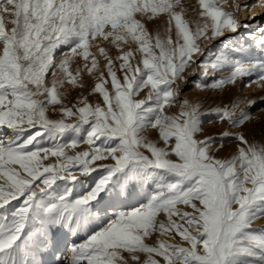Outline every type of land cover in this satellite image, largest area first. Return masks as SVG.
<instances>
[{
  "label": "snow or ice",
  "instance_id": "obj_1",
  "mask_svg": "<svg viewBox=\"0 0 264 264\" xmlns=\"http://www.w3.org/2000/svg\"><path fill=\"white\" fill-rule=\"evenodd\" d=\"M254 7L0 0V264H264V233L252 230L264 218V129L259 141L235 131L257 101L205 112L178 99L188 83L217 92L243 78L264 86V27L237 16ZM241 28L243 41L229 36L204 52ZM78 57L83 68L73 72ZM192 65L214 78L189 81ZM84 69L96 74L102 103L67 107L60 91L82 87ZM55 106L59 119L48 115ZM204 115L227 124L220 137L235 142L231 155H221L224 142L213 148L215 137L198 138ZM82 144L90 150L69 154ZM176 237L181 243L168 242Z\"/></svg>",
  "mask_w": 264,
  "mask_h": 264
},
{
  "label": "rangeland",
  "instance_id": "obj_2",
  "mask_svg": "<svg viewBox=\"0 0 264 264\" xmlns=\"http://www.w3.org/2000/svg\"><path fill=\"white\" fill-rule=\"evenodd\" d=\"M184 3L186 5H192L195 3V0H184ZM236 3L240 5L245 4H256V7H254L252 10L245 9L242 12H238L237 16L241 22V24H251L253 26V29H257L259 27H264V3H257V0H236ZM229 11H232V8L228 9ZM189 17L193 15V10L189 8ZM7 18V17H6ZM11 25H9V28ZM147 27L149 28V31H153L155 28L154 24H148ZM246 32V29L241 28L240 32L238 33H227L225 37H222L220 39L210 41L207 43L206 46H204V52L208 53L210 51H218L219 48L223 47L221 45V40H227L229 36L233 37V40L229 41V43L235 44L237 41H243L244 39V33ZM99 43V41L95 42ZM104 47H109V45L104 44ZM127 49V46H125ZM92 51L95 53L98 50L94 47ZM110 55L116 56L117 51L115 49L110 50ZM197 60L204 59L203 56H197ZM60 57L57 56L56 62L59 63ZM83 60L82 58H77L75 62L71 65V70L75 72L77 68H83ZM105 61L103 58H100V67L101 71L104 72L105 76L107 77V71L105 68ZM89 67H91V63L89 62ZM116 67H118V62ZM203 71V69L197 68L196 65H192L189 67L186 71V78L189 81L192 80H198L200 83H208L213 79L214 77L211 76H201L200 73ZM229 73L228 71L224 72V75L227 76ZM59 75V73H58ZM121 75L118 72V76ZM250 78H243L237 81V83L234 86H228L227 90H221L217 92L216 90L212 89H198L191 83L183 84L181 86V92L182 95L178 97L179 100H188L190 103H198L203 105V111L207 112L208 110H215L216 108L223 106V105H229L232 102L236 101L237 99L240 100H248V99H254L257 101V103L252 106L251 108L246 107L244 110L251 112L252 114V121L247 124L245 128L242 129H236L235 131H243L245 132L249 139L259 141L261 138V131L264 129V112L261 111L262 108H264V101L261 100V97L264 96V86H258L257 84L253 83L250 87H246L245 84L247 80ZM98 79L96 78V74L90 76L88 74L87 69H84L81 73V77L78 80L79 85H83L82 87L79 86H73L71 84H65L63 89L60 91V98L62 100V103L67 107H73V105L78 106V102L81 99H87V101L90 104L95 105L96 103H102V97H100L99 93H95V85L98 83ZM51 83V74L49 78V84ZM264 83V82H262ZM110 88V85H109ZM144 93H141V97L143 98ZM60 106H55V109L50 107L49 109V118L51 119H59L61 117V113L59 111ZM169 111V114H178L180 110V105H176L173 109H166ZM204 120L203 124V134L198 137L199 139H204L205 137H215L216 143L213 145V148L215 149L218 147L222 142L225 143L224 151L221 153L223 156H229L231 155L233 149L235 148V142L232 140H225L222 141L220 134L224 132L227 129V124L222 122H217L213 117L204 115L202 117ZM72 122V121H69ZM155 130H149L146 135L151 139L156 136ZM86 145V146H85ZM82 147V148H81ZM81 148V149H80ZM88 148V149H87ZM90 150L89 145L82 144L77 147V149L71 150L69 149L70 155H75L77 152L82 151H88ZM71 151V152H70ZM55 162V158H51L46 163H52ZM99 163V162H97ZM18 203V202H13ZM252 230H254L257 233H264V218L258 219L253 225ZM86 233H81V236H85ZM71 239H75V237H72ZM165 239H167L165 237ZM150 245H155L158 243V239L156 236H153L152 238L148 239L146 241ZM169 243L179 244L181 243L180 238L176 237L174 240H169Z\"/></svg>",
  "mask_w": 264,
  "mask_h": 264
},
{
  "label": "bare ground",
  "instance_id": "obj_3",
  "mask_svg": "<svg viewBox=\"0 0 264 264\" xmlns=\"http://www.w3.org/2000/svg\"><path fill=\"white\" fill-rule=\"evenodd\" d=\"M85 146H86V145H85ZM81 148H82V147H81ZM81 148H80V149H81ZM87 149H88V148H87ZM70 152H71V151H70ZM73 152H74V151H73Z\"/></svg>",
  "mask_w": 264,
  "mask_h": 264
}]
</instances>
